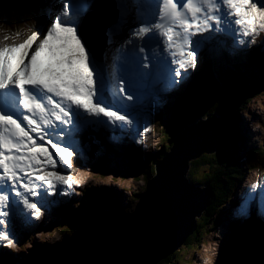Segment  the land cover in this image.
<instances>
[{
	"label": "snow or ice",
	"instance_id": "snow-or-ice-1",
	"mask_svg": "<svg viewBox=\"0 0 264 264\" xmlns=\"http://www.w3.org/2000/svg\"><path fill=\"white\" fill-rule=\"evenodd\" d=\"M99 6L101 0H59L22 43L0 46V244L7 247L15 246L10 218L39 219L38 197L81 183L62 174L75 172L77 132L104 123L143 137L146 92L185 79L207 41L230 36L249 47L264 32V0H103L116 17L107 26L114 54L102 63L84 33V20ZM256 188L237 212L264 220V194L253 197Z\"/></svg>",
	"mask_w": 264,
	"mask_h": 264
},
{
	"label": "water",
	"instance_id": "water-1",
	"mask_svg": "<svg viewBox=\"0 0 264 264\" xmlns=\"http://www.w3.org/2000/svg\"><path fill=\"white\" fill-rule=\"evenodd\" d=\"M102 5L84 20V33L99 62L112 22ZM221 135V121L213 115L185 127L155 164L156 174L148 180L140 201L137 198L133 213L122 216L112 209L83 218L61 246L42 248L48 252L21 264H160L197 231V219L209 206L212 192L192 184L188 172L192 160L217 151ZM235 264L257 263L241 254Z\"/></svg>",
	"mask_w": 264,
	"mask_h": 264
},
{
	"label": "rangeland",
	"instance_id": "rangeland-1",
	"mask_svg": "<svg viewBox=\"0 0 264 264\" xmlns=\"http://www.w3.org/2000/svg\"><path fill=\"white\" fill-rule=\"evenodd\" d=\"M0 15H1L0 36L3 37L8 35L7 33H9L7 32L8 27H5V23L6 22L9 23L10 21L9 20L5 21V18L3 17L2 13H0ZM42 16H44V18L46 17L45 14H43ZM11 23L15 24V21L12 20ZM30 23L32 24V27H36L38 25L37 21L35 22L32 21ZM15 31L24 33L19 29H15ZM20 35L21 34H19L18 37H20ZM9 36H14V35L10 34ZM10 38H15V37H10ZM257 50L258 52L256 53ZM252 56L253 59L249 63H254L255 66L258 63L264 64V32L259 33L257 35L256 42L254 44H252L249 47H244V50H241V52H239L237 56H227L226 61L230 63L233 62L244 63V61H246L249 57ZM201 57L204 58L205 55L202 56L198 53V60H200L199 58ZM211 70L212 72L215 71V69L213 68H211ZM262 84H263L262 86L263 91L260 92L257 98L252 99L244 107L245 110L244 111L241 110L239 112V117L236 118V123L239 124V130L238 131L236 130V132H240L241 135L239 136L238 141L239 144L244 146V149L242 150L243 152L242 155H244V152L246 150H249L250 148L256 149L258 148V146L263 144L264 77L262 80ZM146 102L150 103L148 110L151 109L153 106L154 109L153 111L142 109V118L143 120L146 119L147 123H144L143 127L140 128V131H143V128L145 127L148 128V131L144 133L143 137L136 135L135 133H133L132 136L131 132L129 131L126 137L128 142L131 143L129 144L131 147L140 150L139 152H137L134 149H131L132 151H135L140 156V158H142L140 161L143 162L142 160L147 159L146 162H148L150 165L152 162V160L150 159L151 158L150 155L154 152L157 153L158 150L161 149L160 145H162L163 142L162 139L167 133V130L172 125L171 112H173L174 110L173 109L171 110L172 98L166 97L162 100H159L158 98H153V99L150 98ZM203 105L201 104V100H198L197 103L198 113H201V108L203 107ZM122 137L123 136H120L118 145H116L118 148V150H116V155L110 158L111 160L113 158V160H116V162H118V160L122 161L120 166L115 162L113 167L111 168L107 167L106 169L102 168V170H99L98 169V166L100 165L99 162L97 160L94 162H90V157L88 156V153L81 154L82 148L79 149L80 152L79 157L81 160L84 161V166L87 165V167L79 168L76 165L73 166L75 172H72L71 170L68 171L65 170V172L66 175L72 174L76 179H79L81 183L78 185H73L71 189H68L67 190L68 196L63 197L61 201L52 202L47 206V208L42 210L41 211L42 214L39 217V219L38 220L35 219L37 222L32 223L33 220H31L28 228L22 227L21 225L20 228L22 230L20 231H22V233H16V232L15 234L12 233L13 238H15L14 240L15 246L7 247L3 244L1 245L2 248L0 250V255H1L0 264H18L22 261V259L25 257L26 254L27 255L29 253L31 254L33 251H38L41 250L42 248H56L59 245H61L65 241L66 237L71 235L75 230L72 231L71 228L70 229L63 228L61 230L59 225L63 224L64 219L68 218V216L66 215V209H71V208L76 209L78 206L84 207L83 204H80L81 201H83L85 206L87 205V202L85 201L87 198V194L86 195L83 194L82 192L83 190L88 191L89 189H92V190H99L106 193H110V195H112L111 197H109L111 200L108 199L107 201L111 203L112 199L114 200L116 199L117 204L122 209V213L125 215L129 214L134 210L135 203L137 202V195L141 194L145 190V186H146L145 178L150 171L149 167L151 165L148 168H146L145 172L143 173H141V171L138 172L137 167H134L133 169L129 170L127 168V166L130 167V165L128 164V158L127 157H125L124 159L122 158V155L125 152H127L125 150L126 148L123 147V145L125 144H123V142L121 141ZM106 155L107 156L103 161L107 162L110 154H106ZM256 165H257L256 168L250 170L251 173L248 175V177H243L246 181L241 180L237 191L234 192V195H232L222 205V210L220 211V213L212 216L210 221L208 219L206 222L204 217L203 219L201 218L199 220V222H201L202 220L205 221V223L202 224V228L200 229L199 241L196 245V248L192 252L185 255L184 260H180L178 264H196V262H199V264H214L208 258L209 256L207 253L208 240L214 236L217 238L216 243L218 245L222 243L224 236H226L228 225L232 223V217L236 214V210L240 205L242 199L248 194L247 190L245 191V187H251V185L254 182V178L256 179L258 177V172H259L258 168L262 167L261 159L260 161H258ZM206 172L207 171L205 169L199 168L198 170H196L195 176L206 177L207 176L205 175ZM256 192L257 191L255 189L253 190L252 194H255ZM92 193L98 194L96 192H92ZM232 199L235 202V204L233 205L234 208L229 207V204L231 203ZM236 201H238L239 203H237ZM81 211H82L81 215H83V218H86L84 214H86L87 212L83 211L82 209ZM92 213L95 212L92 211ZM219 217L220 220H223V223H221L220 220H218ZM255 218L260 219L258 216H255ZM234 219L239 221V218L237 217ZM17 221L19 224L22 222L23 224H26V221L19 216L17 218ZM260 221L263 220L260 219ZM222 231L225 232V235ZM184 247L185 245L183 244L180 249ZM219 247L221 254L219 253L218 259L223 260L221 259L222 254L226 255L227 252L224 251L220 245ZM199 252H202L201 260L198 256ZM234 262H235L234 259H232L231 255L229 254L227 260L224 263L233 264ZM216 264L219 263L217 262Z\"/></svg>",
	"mask_w": 264,
	"mask_h": 264
},
{
	"label": "trees",
	"instance_id": "trees-1",
	"mask_svg": "<svg viewBox=\"0 0 264 264\" xmlns=\"http://www.w3.org/2000/svg\"><path fill=\"white\" fill-rule=\"evenodd\" d=\"M43 1L45 2L46 0H0V13L10 21L8 28L24 27V22L26 20L35 18L33 14L35 7ZM12 20L15 21V24L11 23ZM237 73L242 74L244 72L239 70ZM213 75L214 74L211 72L210 68L208 69L206 66L204 69L200 70V73L196 77V81L190 85L187 93L183 94L185 97L179 99L173 107V115L178 119L173 121L172 125L167 130L165 137L162 139V145H160L161 149L157 156L152 158L151 166L145 163L142 165L143 167L150 166V171L145 178L147 181L154 174V165L159 159L161 160L164 158L165 153L171 149L174 137L183 131L186 126L192 124L199 116L205 117L208 114L214 113L221 117L223 121V134L217 152L213 155H204L197 160H194L191 163V168L188 172V179L192 184L200 187L207 186L213 191L211 204L204 214L205 221H207L209 217L218 213L226 198L229 197L228 195L236 191L244 175L251 169L256 168V164L259 161L258 159H261V162H264L263 146L256 148L257 150L254 149L252 151H247L245 153L247 159L245 158V160L242 161L241 156L239 155L242 146H240L237 141L239 134L236 132V118L239 116H234V112H236L239 107L243 106V104L248 103L257 92H254L250 88H247L246 91H243L240 88L241 92H237L234 89L231 90L222 73ZM215 76H218V81L215 80ZM178 98L179 97L177 96L176 100ZM198 100H201L202 105L204 104L201 108V113H198L197 110ZM89 138L92 137L89 136ZM98 161H101L100 163L106 162L103 160ZM142 161L146 162L145 160ZM199 168L207 171L205 174L207 175L206 177L195 176L196 170ZM139 196L140 195L138 194L137 197ZM105 197H108V194L105 193L103 196L92 194L88 191L86 199L89 202L92 201L91 204H94V212H103L104 210H110L118 206L110 204ZM78 210L66 213L68 218L63 220V224L59 225L61 230L63 228H71L72 231L77 229L79 222L82 219ZM118 210L121 209L119 208ZM205 221L202 223L198 221V231L187 238L184 243V248L177 250L160 264H178L180 260H184L185 255L196 248L200 236L199 232ZM238 253H245L247 257L250 260L255 261V263L264 264V247L260 243L258 236L252 232L243 235L240 240Z\"/></svg>",
	"mask_w": 264,
	"mask_h": 264
},
{
	"label": "bare ground",
	"instance_id": "bare-ground-1",
	"mask_svg": "<svg viewBox=\"0 0 264 264\" xmlns=\"http://www.w3.org/2000/svg\"><path fill=\"white\" fill-rule=\"evenodd\" d=\"M104 15H105V13H104ZM106 19H108V15H105L104 16ZM225 37H227V36H225ZM224 37V38H225ZM109 47V49H110V45L108 46ZM223 47V46H222ZM108 49V50H109ZM151 97H148V96H145V100L147 101V100H149ZM175 105L174 104H171V110L173 109V107H174ZM163 109V108H162ZM171 114H173V112H171ZM208 116V115H207ZM206 117V116H205ZM190 125H188V126H186V127H189ZM185 129V128H184ZM120 133L122 134V132L120 131ZM221 140H222V135H221ZM90 141H92V140H87L86 141V144H88L87 142H90ZM121 141L123 142V144H125V145H123V147L124 148H126L125 150H131V149H134L135 151H137V152H139L140 150H137V149H135L134 147H131L129 144H131V143H129L128 142V140H127V138H123L122 137V139H121ZM258 147H260V146H258ZM152 158H154L153 156H151V160H152ZM150 160V161H151ZM145 161H147V159L145 160ZM242 181H246L244 178H242ZM138 184V183H137ZM131 186V185H130ZM90 203V202H89ZM119 212H120V210H119ZM264 221V220H263ZM262 221V224H261V228H262V226H264V222ZM21 224V223H20ZM26 224H28V225H26ZM26 224H23L24 226L23 227H26V228H28L29 227V225H30V222H26ZM18 230H22V229H18ZM212 234V233H211ZM222 234V233H221ZM225 235V234H224ZM211 236V235H210ZM219 238V237H218ZM216 241H217V238L216 237H212V238H210L209 240H208V249H207V253H208V258L212 261V263H214V264H216L218 261L217 260H219L218 259V255H219V253L221 254V251H220V247H219V245L216 243ZM45 242V241H44ZM222 253H223V251H222ZM201 255H202V252H199L198 253V256H199V258H200V260H201ZM220 257H221V255H220ZM225 258H226V255H224V254H222V257H221V259H223V260H225ZM223 260H221L222 262H224ZM255 262V261H254ZM196 264H199V262H196ZM259 264V263H258Z\"/></svg>",
	"mask_w": 264,
	"mask_h": 264
}]
</instances>
